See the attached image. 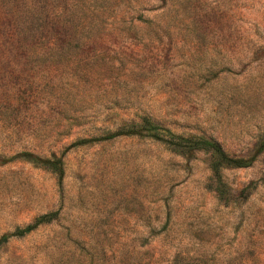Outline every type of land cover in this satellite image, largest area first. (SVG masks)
Returning a JSON list of instances; mask_svg holds the SVG:
<instances>
[{
  "label": "rangeland",
  "instance_id": "rangeland-1",
  "mask_svg": "<svg viewBox=\"0 0 264 264\" xmlns=\"http://www.w3.org/2000/svg\"><path fill=\"white\" fill-rule=\"evenodd\" d=\"M263 176L264 0H0V264H264Z\"/></svg>",
  "mask_w": 264,
  "mask_h": 264
},
{
  "label": "trees",
  "instance_id": "trees-1",
  "mask_svg": "<svg viewBox=\"0 0 264 264\" xmlns=\"http://www.w3.org/2000/svg\"><path fill=\"white\" fill-rule=\"evenodd\" d=\"M119 135L146 136L161 142L171 152L182 156H189L195 151L208 152L211 157L210 170L216 184L215 190L218 192L220 198L225 197L221 187V169L224 167H245L250 165V161L244 158L229 156L217 141L201 136H183L175 134L146 116L141 117L138 122L126 123L117 131L109 133L107 138H113ZM20 157L54 172L59 178L63 175V166L60 158L55 156L53 158H41L31 152H22ZM57 215V211L40 215L24 228L16 229L12 235L22 236L29 233L39 225L51 222ZM6 237L7 236H4V238Z\"/></svg>",
  "mask_w": 264,
  "mask_h": 264
}]
</instances>
